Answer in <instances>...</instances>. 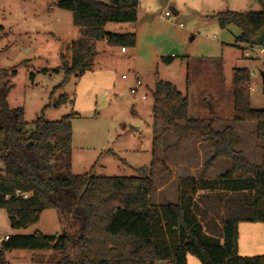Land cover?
<instances>
[{
  "label": "trees",
  "instance_id": "1",
  "mask_svg": "<svg viewBox=\"0 0 264 264\" xmlns=\"http://www.w3.org/2000/svg\"><path fill=\"white\" fill-rule=\"evenodd\" d=\"M259 2V11L215 14L220 28L233 24L239 29L233 46L264 47V0ZM138 3L56 1L58 8L71 12L77 29V37L68 46L69 58L60 55V66L53 70L62 69V83L68 75H80L92 66L96 41L105 40L111 46L135 45L134 33L106 31L104 27L109 22L134 23ZM164 60L171 62L173 57ZM250 79L248 69L234 68L231 121L255 123V137L262 143L260 164L251 163L239 150L241 137L232 125L215 130V117H189L187 98L169 81L155 82L153 126L160 123L162 132L173 133L177 145L193 139L210 144L214 150L200 176L179 177L177 201L161 204L151 202L155 150L147 175L55 172L52 159L56 156L63 157L65 167L70 168L71 114L58 120L38 117L28 130L23 108L6 104L12 87L6 80L0 88V209L12 228H27L39 221L43 210L55 209L62 215L70 214L79 233L75 237L40 232L8 236L0 247V264L7 263L6 253L14 249L53 250L59 254L56 264H187V254L201 264H264V253L247 256L237 252L238 224L264 225V108L250 106ZM65 100L66 95H62L57 104ZM159 136L153 137V146ZM218 158L228 159L230 168L206 177L204 173ZM16 190L28 196L15 194Z\"/></svg>",
  "mask_w": 264,
  "mask_h": 264
},
{
  "label": "rangeland",
  "instance_id": "2",
  "mask_svg": "<svg viewBox=\"0 0 264 264\" xmlns=\"http://www.w3.org/2000/svg\"><path fill=\"white\" fill-rule=\"evenodd\" d=\"M56 1L0 0V88L6 80L12 84L6 95L7 106L23 108L28 130L38 117L58 120L71 114V166L66 168L63 157L56 156L52 159L55 172L147 175L153 137L158 134L151 117L152 90L157 80L169 81L187 98L189 117L213 116L222 126L234 113L233 70L246 68L251 78L250 106L264 108L260 76L264 71V50L260 49L264 47L233 46L239 29L233 24L220 28L215 19L217 12L225 10L259 11V0H139L135 23L109 22L104 28L134 33L135 45L121 53L118 46L95 42L98 53L92 66L80 75H68L63 83L62 69L53 70L60 66V55L69 58L68 44L76 37L71 12L58 8ZM166 11L168 16L164 15ZM247 49L248 56L244 54ZM169 57H173L171 62L164 60ZM12 71L14 75H10ZM136 79L140 85L136 93H131ZM62 95L66 100L57 104ZM240 131L246 137L243 147L247 154L257 159L259 149L252 144L255 133L249 127ZM175 148L167 143L164 153H156L151 193L154 202L174 198L176 178L198 170V158L188 150L183 156L176 155ZM212 166L204 173L206 177L213 178L222 170L210 171ZM70 216L45 209L37 223L12 228L0 209V247L5 235L40 232L75 237L78 224ZM58 258L53 250L14 249L6 253V264H56ZM188 258V264H201L191 254Z\"/></svg>",
  "mask_w": 264,
  "mask_h": 264
},
{
  "label": "crops",
  "instance_id": "3",
  "mask_svg": "<svg viewBox=\"0 0 264 264\" xmlns=\"http://www.w3.org/2000/svg\"><path fill=\"white\" fill-rule=\"evenodd\" d=\"M139 8H140V4L138 3L137 14L139 13ZM72 32H73L74 36L77 37V29L75 26L72 27ZM123 32H126V31H123ZM100 41H102L103 43H106L105 40H100ZM97 42H99V41H96V43ZM70 43H71V41H70ZM70 43L68 44V46L70 45ZM118 47H119V52H121V53L126 52V49L124 51H121L120 50L121 46H118ZM97 53H96V55H97ZM137 80L138 79H136V81ZM207 117H209V116H206L203 118H207ZM226 123H229L230 125H232L235 128V130L237 131V133L239 134V136L241 137V144L238 148L242 152V154L251 163L260 164L261 160H262V155H263V152L261 150L262 143L256 139L255 134H254V137L252 135V137H253V139H252L253 148L259 149V152L257 153L258 154L257 159L253 158L254 160H252V158H250L251 156H249L247 154L245 148L243 147L244 146V139L246 137L240 131V128H242V127H249V128H251V131L253 133L255 131V123L248 122V121H230V122L228 121V122L222 123V126H219L220 122H218V120L216 119L215 122L213 123V128L215 130H221L223 127L226 126ZM229 124H227V125H229ZM154 127L158 128V133L160 134L158 140L154 144L155 153H158L159 151L164 153V147L166 146L167 143L169 144V146L176 145V148L173 150L176 155L178 154L179 156H183V154H186V150H188V152L191 153V155H193V157L198 158L199 166H198V170L195 173L190 172V170H189L188 172H185L184 175H182V176H195V177L200 176V174L203 172V170H202L203 164L214 153L212 146L208 143H201V142L195 141L193 139L185 140L182 143H180L179 145H177V137L173 133L162 132L163 127L160 123H156ZM155 132H156V130H155ZM250 137H251V135H250ZM166 138H169L168 142H167ZM108 152H110V150H108ZM71 159H72V151H71ZM96 164L97 163H95V165ZM70 166H71V160H70ZM230 166H231V164H230V161L228 159L218 158L213 162V166H212L210 171H212L213 169L216 170L218 168H222V170H220V172H218V174H220V173H223L226 170H228L230 168ZM154 167L155 166H153V170L155 168H157V167H155V168ZM184 167H185V165L183 164L182 170L183 171L187 170ZM179 177H181V176H179ZM179 177L176 178V184H175L176 188H177ZM176 201H177V193L175 194L174 198L167 200V201H164V202H159V201L154 202L151 200V202L154 204H161V203H166V202L175 203ZM5 236H7V235H5ZM243 237H244V239H243ZM248 249H249V251H248ZM252 249H261V250H255V252H250V251H254ZM242 250H243V252H242ZM237 252H238V254H242V255L243 254L249 255L248 253H259V254L264 253V225L262 223H260V222H240L238 224ZM186 262H187V264L189 263L188 254L186 255ZM156 264H168V263L158 262Z\"/></svg>",
  "mask_w": 264,
  "mask_h": 264
},
{
  "label": "built area",
  "instance_id": "4",
  "mask_svg": "<svg viewBox=\"0 0 264 264\" xmlns=\"http://www.w3.org/2000/svg\"><path fill=\"white\" fill-rule=\"evenodd\" d=\"M164 15L165 16H168L169 15V12H165L164 13ZM120 50L121 51H124L125 50V47H120ZM264 49L263 48H261L260 49V51H263ZM244 54L246 55V56H248L249 54H250V49H247L245 52H244ZM140 85V81L139 80H137V81H135V85L130 89V92L131 93H136L137 92V87ZM141 97L142 98H144L145 96L144 95H141ZM15 194H21L24 198H26L27 196H28V193H20V191L19 190H16L15 191ZM6 237V239H7V236H5Z\"/></svg>",
  "mask_w": 264,
  "mask_h": 264
},
{
  "label": "water",
  "instance_id": "5",
  "mask_svg": "<svg viewBox=\"0 0 264 264\" xmlns=\"http://www.w3.org/2000/svg\"><path fill=\"white\" fill-rule=\"evenodd\" d=\"M172 11H173L174 13H176L175 10L172 9ZM260 76H261V82H262V92L264 93V71H261V72H260ZM209 109H210V113H211V114L214 113L212 107H210Z\"/></svg>",
  "mask_w": 264,
  "mask_h": 264
}]
</instances>
